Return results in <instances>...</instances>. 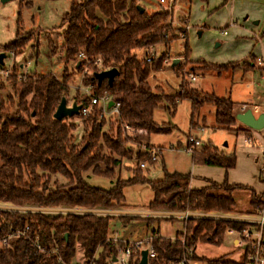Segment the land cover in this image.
Wrapping results in <instances>:
<instances>
[{"label":"trees","instance_id":"16d2710c","mask_svg":"<svg viewBox=\"0 0 264 264\" xmlns=\"http://www.w3.org/2000/svg\"><path fill=\"white\" fill-rule=\"evenodd\" d=\"M137 1L73 2L61 21L65 26L60 35L63 60L76 65L78 55H85L88 65L92 66L91 74L84 76L82 84L91 86L93 95L107 94L113 103L119 104L116 131L103 132L104 118L98 119L100 110L93 106L86 117L79 115L86 134L79 144L73 143L75 125L68 123L67 119L58 121L53 118L62 97L67 98L69 76L66 74L61 80L47 74L31 75L26 81H17L13 76L7 83H0V204L18 208L116 210L124 206V188L147 184L153 193V200L147 206L151 211L235 212L233 191L244 188L242 186L211 182L204 189L193 190L189 188V174H169L163 170L161 180L148 181L139 168L140 163L150 162L149 151L154 146L149 145V136L171 130V127H160L153 121L157 108L172 115L177 103L186 99L192 103L193 116L202 105L210 103L214 107L216 128L235 131L236 134L250 130L236 127L234 103L229 98H219L192 88L185 76L189 74H184L183 69H180V85L173 95H165L161 89L150 87L147 79L164 68L163 61L168 55L146 61L147 54L143 59H137L133 53L158 44L167 47L183 31L172 25L169 11L148 14L144 10L140 13ZM24 5L29 6L30 2L26 1ZM32 38V32L27 36L17 34L14 42L3 49L18 54ZM185 51H188L187 46ZM95 60L100 61V68L94 65ZM179 65L174 67L179 69ZM199 66L221 73L238 64L201 62ZM113 68L118 74L111 85L106 80L98 85L94 74ZM6 85L11 86L13 95L4 98L2 91ZM72 101L83 107L89 105L88 97ZM11 107H14L13 111ZM124 124L138 133L129 136L121 129ZM191 153L197 165L226 170L235 167L234 154L219 152L210 142L199 149L194 148ZM123 160L134 161L135 168L127 180L117 179L113 189L105 191L85 183L83 174L87 171L115 178V171ZM54 177H61L66 183L51 184ZM250 206L254 212L258 210L260 213L264 208L263 196L252 193ZM111 218L88 212L48 215L0 210V241L10 233L28 227L24 237L13 236L8 239V245L0 247V264H74L77 246L83 251L84 264H109L117 256L118 248L127 245L108 239ZM120 219L124 224L136 220L131 217ZM257 228L255 224L210 218L188 219L184 233H177L174 239L160 237L157 231H151L148 242L156 257L150 260V264H175L188 249L192 250L191 259L202 264H244L245 251L238 262H233L223 258H200L195 253V245L198 242L221 245L226 229L240 232ZM181 239L184 244L180 243Z\"/></svg>","mask_w":264,"mask_h":264},{"label":"rangeland","instance_id":"374dc122","mask_svg":"<svg viewBox=\"0 0 264 264\" xmlns=\"http://www.w3.org/2000/svg\"><path fill=\"white\" fill-rule=\"evenodd\" d=\"M26 1L30 2L29 6L24 5ZM81 1L82 0H11L6 3H1L0 0V55L5 54L3 66L13 72L15 67V73L22 74L23 72L19 66L28 62L27 74L29 76L51 74L57 80H61L65 74L68 75L67 86L69 90L66 98L68 106L74 102L72 101L74 98L79 99L88 96L86 87L82 84V80L84 76H89L91 74L90 66H92L84 62L78 63V59L76 65L70 62L65 63L63 55L60 53L62 45L60 35L65 28V26L61 24L62 17L68 12L71 3H79ZM150 1L155 3L158 8V0ZM138 6L140 5L138 4ZM156 6H154V8H156ZM160 6L163 7L162 10H165L164 6ZM147 10L151 11V9ZM171 12L172 9L170 13ZM183 17L182 12L177 16L174 13V27H182L183 29L181 28V30L184 34L178 33V39L171 41L167 47L163 44H158L149 49H141L133 53L136 55L137 59H143L146 54L155 59L165 54L168 55L166 60L170 61V63L168 65L163 64L164 68L155 72V77L150 74L147 79L150 87L161 89L165 95H173V92L177 90L180 85L182 79V72H180V69H183L184 74H193L197 77L195 81H189L188 75H185L192 88L198 89L203 93L214 94L219 98H229L234 103L233 110L235 116L239 112L240 107L243 106L242 104H247L246 110L254 111L255 105H258L260 106L258 107L260 108L259 110L264 111V96L262 95L264 92V75H261L259 72L246 70V72H240V67L248 62L241 61L243 62L242 64L236 62L240 59L238 57L240 46L231 47L229 44L228 39L234 36L232 28L221 29L209 26L202 28L190 25L186 34V29L183 27L185 22V20L182 21ZM30 32H32L33 38L31 41L27 42L22 52L14 54L6 52L3 49L5 46L14 42L17 34L27 36V33ZM225 32L226 35L224 34ZM216 44H220V46L218 47ZM186 46L188 47V51H185ZM185 57L187 59L186 61ZM175 59L179 60V69L178 67L172 66ZM201 62L218 65L237 63L238 66L229 69L227 72L217 73L200 68L199 63ZM16 66H18V68ZM95 66L97 67V65ZM77 67H80V70H77ZM1 82L7 83V81L3 80H0V83ZM2 94L4 98L12 96L11 86L6 85ZM10 109L13 111L14 107ZM172 112L171 115L168 111L157 108L153 113V121L155 124L160 127L169 126L171 130L165 134H152L149 136V145L154 146L160 153L162 150V160L160 159L161 163L159 162L155 168L149 167L143 171L148 181L161 180L164 176L163 170L169 174L177 173L183 175L192 172L194 165L197 164L192 160L193 154L186 150L189 137L198 139L202 145L210 142L218 151L227 148L232 150L235 144L237 135L235 131L216 128L214 107L210 103L202 105L192 116V103L185 99L179 101ZM103 120L105 122L103 132H108L110 129H112L113 132L116 131L117 123L115 117L109 115ZM67 121L75 125V129L72 132L73 143L79 144L82 136L86 134L82 125V120L79 116H76L68 118ZM201 128L203 130H201ZM252 131L257 132L255 130H250L240 134L247 135ZM124 132L131 137L133 136V133ZM239 141L238 139L236 140V142ZM141 148L143 149L144 147L141 146ZM135 164L134 161L123 160L120 163V167L115 171V178L112 179L94 175L91 171L84 173L83 179L90 187L108 191L115 187L117 179L127 180L130 178ZM53 182L58 183V185L66 183L61 177H54L51 184H53ZM123 194L125 197L124 206L116 210L122 209L121 211L124 212H140L146 209L148 204L153 200V193L147 184L128 186L123 189ZM234 196L238 209L244 208L247 205L248 192L234 191ZM37 209L48 215H56L59 213L80 214L64 209L18 208L11 205L0 204L1 211H18L24 213L36 212L38 211ZM119 212L120 211H114L117 215ZM110 213L113 214L111 211ZM117 215L109 214L112 218H117ZM126 215L129 214L127 213ZM146 220L151 221L153 219L149 218ZM119 221L121 220L119 219ZM136 221L139 220H133L127 225L110 221L111 223L109 222L108 228L111 233L117 232V234L120 235L119 239L116 241L133 243L141 240H127L121 236L126 234L128 237L130 235L129 238H138V235L141 236L145 229V227L143 229L142 226L145 225L135 224ZM155 221L160 222L159 226L154 223L148 227L149 232L156 230L162 237H172L177 233H184L185 223L181 220L173 218H156ZM231 237V235H226L221 245L198 242L195 245V253L200 258L208 259L239 258L242 255L243 248L235 247L231 241ZM83 260V251L77 246L73 263L82 264Z\"/></svg>","mask_w":264,"mask_h":264},{"label":"crops","instance_id":"0c3cea01","mask_svg":"<svg viewBox=\"0 0 264 264\" xmlns=\"http://www.w3.org/2000/svg\"><path fill=\"white\" fill-rule=\"evenodd\" d=\"M137 3L148 13L154 14L162 11V8L158 1V8L155 3H152L150 0H138ZM156 6V8H154ZM165 8V7H164ZM147 9H151L148 11ZM182 12L183 19L185 20V24L183 27L186 29V34L190 25L198 26L205 28L209 27H217V28H232L234 36L229 38V44L231 47L240 46V50L238 52V61L241 64L243 62H248L242 65L240 72H259L261 75H264V0H206L205 2L201 0H175V3L172 7L171 12V22L172 25L174 22V13L177 16ZM187 24V26H186ZM180 26V25H179ZM226 35V32L224 33ZM216 46H220V44H216ZM250 60V61H247ZM261 60V65H258L257 61ZM243 61V62H241ZM235 62V61H232ZM240 70V69H239ZM246 70V71H245ZM228 71V70H227ZM224 71V72H227ZM223 73V72H222ZM156 73H152L151 76L155 77ZM264 96V92L262 93ZM246 107L247 104H242ZM242 107V106H241ZM240 107V108H241ZM260 106L255 105V110L251 111L254 117H258L261 114H264V111H260L258 108ZM247 109V107H246ZM241 111L237 114H240ZM240 124V125H239ZM237 128L246 129L244 125L237 122ZM201 130H203L201 128ZM245 136H250L252 141L250 144H245L244 138ZM240 140L236 142V140ZM219 152H223L225 154H234L236 162L235 167L229 170L219 168V167H210L204 165H194L192 172L190 175V184L189 188L193 190H200L208 187L211 182H215L217 184H221L226 182L229 186H242V189H235L234 191H246L248 192L247 205L243 208L235 207V212L231 214H216V213H202L209 216L208 219H216V220H230L237 222H244L249 224H258L260 220V213L258 210L253 211L250 206V201L252 199V193L256 196H263V207H264V174L262 173V169L264 165L262 164V156L264 154V137H261L257 132H251V134H237L235 139V144L233 149H225ZM161 158H162V150H161ZM233 191V197L234 196ZM236 203V199H235ZM68 210V209H65ZM122 210V209H121ZM121 210H95L101 211L99 215H117L114 211H120L117 215V218H111V222L123 223V221H119L121 217H131L136 218L135 224H144L142 226L143 230L141 236L138 235V238H129L124 235L121 236L123 238L129 239H139L141 241L150 238V233L148 227L156 223L158 226L160 222L155 221L156 218H169L171 217L172 212L167 211H151L148 208L142 211H132V212H124ZM113 212V214L110 213ZM129 215H126V214ZM178 213V212H174ZM153 219L151 221H147L146 219ZM118 219V220H117ZM176 219V218H174ZM121 220V219H120ZM177 220V219H176ZM179 220V219H178ZM110 222V223H111ZM132 222V221H131ZM129 222V223H131ZM164 222V221H163ZM167 222V221H166ZM173 222V221H169ZM128 223V224H129ZM127 225V224H126ZM264 227V226H263ZM156 231V230H152ZM158 232V231H157ZM253 232V231H251ZM137 235V234H136ZM135 235V236H136ZM229 235L225 231V236ZM159 236L162 237L159 233ZM231 241L235 245V247H239L238 238L236 235H231ZM120 235L116 233H111L108 228V239L109 240H118ZM175 235L163 237L167 239H174ZM146 238V239H145ZM144 239V240H142ZM242 255L239 258L230 257L229 260L233 262H238ZM83 262L82 264H84ZM202 264V263H201Z\"/></svg>","mask_w":264,"mask_h":264},{"label":"built area","instance_id":"2783aa9c","mask_svg":"<svg viewBox=\"0 0 264 264\" xmlns=\"http://www.w3.org/2000/svg\"><path fill=\"white\" fill-rule=\"evenodd\" d=\"M159 4L165 7V10L171 11L173 4L175 3V0H158ZM185 24V23H184ZM182 28V27H181ZM183 29V28H182ZM185 30V29H184ZM181 34H184L181 33ZM152 57L146 56V61H150ZM78 63L84 62L88 64L87 58L83 53H80L77 57ZM26 64H21L19 68L22 70V74L15 73L13 71H10L9 69H6L3 65H0V80L8 81L9 78L15 76L17 81H26L27 78L30 76L27 74L28 71V62H25ZM170 61H167L166 59L163 61L164 65H168ZM258 65H261L262 61H257ZM95 65L98 67L100 66V61L95 60ZM18 68V66H16ZM197 77L193 74L188 75L189 81H195ZM86 93L88 94L89 98V105L86 107H81L80 114L83 117H86L90 113V109L93 106H97L100 110V114L98 116V119H103L106 116H113L115 118H118L119 116V104L113 103L111 107H109V103L112 102L110 97L107 94H103L101 96H95L91 93V86L86 87ZM241 113H244L246 111V107L242 106L240 108ZM123 131H127L133 134H137L138 132L136 130L131 129L128 125L124 124L122 125ZM254 132V131H252ZM261 137H264V128L260 131H257ZM251 134V133H250ZM252 141L250 136H245L244 142L245 144H250ZM202 144L198 139L189 137L187 140L186 150L187 152H191L194 148L200 147ZM160 151L156 148H152L151 151H149V157L150 162H142L139 164V168L144 171L148 169L149 167L155 168V166L160 162L159 158ZM262 164L264 165V154L262 156ZM262 173L264 174V168L262 169ZM38 210V209H37ZM65 210V209H64ZM66 211H72L80 214L85 213H93V214H101V211H95V210H81V209H73V210H66ZM9 212V211H8ZM43 213L42 211H36ZM171 214V217L169 218H176L181 221H183L185 224L188 219H208L209 216L202 213L197 212H178ZM260 220L258 221V228L251 232L249 230L244 231H236L234 229H226V233L229 235H236L238 238V245L243 248L245 251V262L244 264H264V208L260 211ZM185 226V225H184ZM28 230V227H25L22 231H16L15 233H10L8 236L0 241V247L8 245V239L15 237H24L26 232ZM147 238L144 241H136L133 243L129 242H122L127 243V245L123 246L122 248H118L117 256L114 258V261H111L109 264H138L141 260V252L143 250L147 251V264H150V260L154 259L156 257L155 252L153 251L150 243L148 242ZM113 241V243L119 242V241ZM180 243L184 244V240L181 239ZM192 250L188 249L186 251V254L177 261L175 264H201L199 261L191 259Z\"/></svg>","mask_w":264,"mask_h":264},{"label":"water","instance_id":"95a60500","mask_svg":"<svg viewBox=\"0 0 264 264\" xmlns=\"http://www.w3.org/2000/svg\"><path fill=\"white\" fill-rule=\"evenodd\" d=\"M11 0H1V3H6ZM137 10L142 13L144 9L140 6L137 7ZM5 54L0 55V65H3V60ZM179 63V60L175 59L172 63V66H175ZM118 74L115 68L98 72L94 74V79L97 81L98 85L101 84L103 80H106L109 85H111L113 78ZM113 105V102L109 103V107ZM81 105L73 102L70 106L67 105L65 97H62L60 103L58 104L53 118L62 121L64 119L73 118L79 116ZM236 121L244 125L249 130L260 131L264 128V114L259 115L257 118L254 117L251 110H246L244 113L237 114L235 116ZM114 261V259H113ZM138 264H147V251L143 250L141 252V260Z\"/></svg>","mask_w":264,"mask_h":264}]
</instances>
